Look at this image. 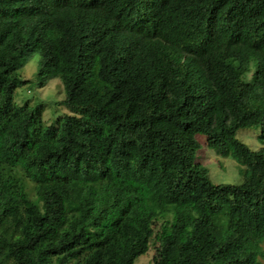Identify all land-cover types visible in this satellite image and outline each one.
<instances>
[{
	"label": "trees",
	"instance_id": "1",
	"mask_svg": "<svg viewBox=\"0 0 264 264\" xmlns=\"http://www.w3.org/2000/svg\"><path fill=\"white\" fill-rule=\"evenodd\" d=\"M34 55L65 91L52 126L16 103ZM241 129L264 137V0H0V264H137L169 214L154 264H263L264 149ZM202 134L243 184L210 180Z\"/></svg>",
	"mask_w": 264,
	"mask_h": 264
},
{
	"label": "rangeland",
	"instance_id": "2",
	"mask_svg": "<svg viewBox=\"0 0 264 264\" xmlns=\"http://www.w3.org/2000/svg\"><path fill=\"white\" fill-rule=\"evenodd\" d=\"M190 56L186 55V59L190 60ZM40 57L34 55L27 63L26 67L19 72L22 81H31L29 84L20 87L16 93V103L19 106L30 105L35 107L39 104L45 105L44 121L46 126L55 125L59 118L66 113V107L61 105L66 95L63 85L59 79H47L39 77ZM193 67H198L203 73L204 68L199 59L190 60ZM257 64L253 62L250 73L245 75L244 79L251 82L256 78ZM216 128V123L212 125ZM237 139L245 144L252 151H260L264 149V137L260 129H241L237 132ZM200 148L196 155V162L201 164L209 173L210 180L214 184L241 185L245 182V168L239 165L232 157L224 158L216 148L209 147L207 137L197 136ZM27 192L32 200L37 199L35 185L25 179ZM174 216L172 214L164 215L153 223L155 234L151 240V249L149 253L143 256L137 264H154L153 259L156 255L157 235L161 231L162 226L172 223ZM264 250V244H263ZM264 264V258H261Z\"/></svg>",
	"mask_w": 264,
	"mask_h": 264
}]
</instances>
